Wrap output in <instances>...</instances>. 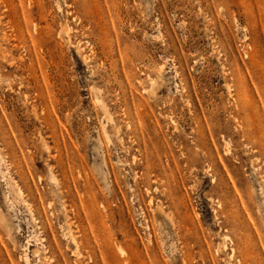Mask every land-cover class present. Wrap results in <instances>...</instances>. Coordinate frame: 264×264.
<instances>
[{
    "label": "rangeland",
    "instance_id": "374dc122",
    "mask_svg": "<svg viewBox=\"0 0 264 264\" xmlns=\"http://www.w3.org/2000/svg\"><path fill=\"white\" fill-rule=\"evenodd\" d=\"M0 264H264V0H0Z\"/></svg>",
    "mask_w": 264,
    "mask_h": 264
},
{
    "label": "bare ground",
    "instance_id": "6f19581e",
    "mask_svg": "<svg viewBox=\"0 0 264 264\" xmlns=\"http://www.w3.org/2000/svg\"><path fill=\"white\" fill-rule=\"evenodd\" d=\"M3 220V219H2ZM232 252H233V250H232Z\"/></svg>",
    "mask_w": 264,
    "mask_h": 264
}]
</instances>
